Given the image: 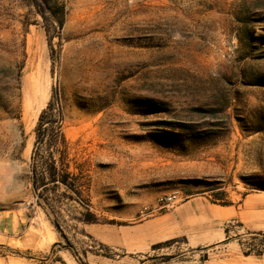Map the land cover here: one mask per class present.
Segmentation results:
<instances>
[{
	"label": "rangeland",
	"instance_id": "1",
	"mask_svg": "<svg viewBox=\"0 0 264 264\" xmlns=\"http://www.w3.org/2000/svg\"><path fill=\"white\" fill-rule=\"evenodd\" d=\"M57 95L80 187L40 193L36 127ZM253 191L264 0H0V264H211L185 238L135 243L136 226Z\"/></svg>",
	"mask_w": 264,
	"mask_h": 264
},
{
	"label": "crops",
	"instance_id": "2",
	"mask_svg": "<svg viewBox=\"0 0 264 264\" xmlns=\"http://www.w3.org/2000/svg\"><path fill=\"white\" fill-rule=\"evenodd\" d=\"M141 230L143 240L137 235L135 243L145 247L185 238L191 246H210L211 264H264V253L246 255L239 241L241 235L264 231V191L248 192L229 204L204 195L189 197L137 225L136 231Z\"/></svg>",
	"mask_w": 264,
	"mask_h": 264
},
{
	"label": "trees",
	"instance_id": "3",
	"mask_svg": "<svg viewBox=\"0 0 264 264\" xmlns=\"http://www.w3.org/2000/svg\"><path fill=\"white\" fill-rule=\"evenodd\" d=\"M64 9L62 8V11ZM64 103L61 96H53L42 110L36 127V141L32 155V182L34 191L42 188L49 190L65 185L72 190L80 187L78 175L71 170L70 145L63 131ZM46 150L47 154L42 152ZM60 156L57 158L56 155ZM231 202L222 199V204ZM251 242L241 243L243 252L249 254L264 253V231L250 234ZM261 237V238H260ZM258 240V241H257Z\"/></svg>",
	"mask_w": 264,
	"mask_h": 264
},
{
	"label": "built area",
	"instance_id": "4",
	"mask_svg": "<svg viewBox=\"0 0 264 264\" xmlns=\"http://www.w3.org/2000/svg\"><path fill=\"white\" fill-rule=\"evenodd\" d=\"M178 200L177 194H169L159 199V206L161 208L172 206Z\"/></svg>",
	"mask_w": 264,
	"mask_h": 264
}]
</instances>
